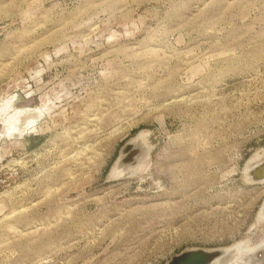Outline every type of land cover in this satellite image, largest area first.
<instances>
[{
  "label": "rangeland",
  "instance_id": "rangeland-1",
  "mask_svg": "<svg viewBox=\"0 0 264 264\" xmlns=\"http://www.w3.org/2000/svg\"><path fill=\"white\" fill-rule=\"evenodd\" d=\"M262 154L264 0H0V264L250 249Z\"/></svg>",
  "mask_w": 264,
  "mask_h": 264
},
{
  "label": "water",
  "instance_id": "water-1",
  "mask_svg": "<svg viewBox=\"0 0 264 264\" xmlns=\"http://www.w3.org/2000/svg\"><path fill=\"white\" fill-rule=\"evenodd\" d=\"M130 143L131 142H127L124 144L122 147V153L123 151H127V149H129ZM138 152V147L133 151H128L124 157L122 156L121 160L127 163V161H130L132 156L134 154H138ZM259 163L260 164L255 165V167L250 171L253 179L252 182H259L261 177L264 178V157ZM260 169H263V173L261 175L257 173ZM234 255H237L235 260L233 259ZM217 256H222L227 264L230 262L233 264H264V240L247 250H241L237 246H233L225 250L222 248L213 250H204L202 248L184 249L179 253L172 255L163 264H210Z\"/></svg>",
  "mask_w": 264,
  "mask_h": 264
},
{
  "label": "bare ground",
  "instance_id": "bare-ground-1",
  "mask_svg": "<svg viewBox=\"0 0 264 264\" xmlns=\"http://www.w3.org/2000/svg\"><path fill=\"white\" fill-rule=\"evenodd\" d=\"M31 122V121H30ZM144 136V132H139L137 135H136V137L134 138V141L132 140V141H130L131 143H130V145H129V149H127V151H123V153H122V155L120 156V158L118 159V164H121V166L120 167H118V168H113V169H116V172H115V174L116 175H124L125 173H127V172H130L131 170H132V168H133V166L136 164H138L137 162H138V160H139V155L138 154H134L133 156H132V158L130 159V161H127V163L126 162H123V160H121L122 159V156L124 157V155L128 152V151H133L134 149H136L138 146L136 145V143L135 142H137V141H141V139H142V137ZM143 139H144V137H143ZM138 144V143H137ZM145 156V155H144ZM255 157V156H254ZM264 157V154H262V155H259L258 157H256V158H254V159H252V161H250L249 163H248V165H247V167L248 168H250L249 169V171H248V177H249V179L250 180H252L253 181V179H252V176H251V174H250V171H251V169H253L254 167H255V165H257V164H260L259 162L262 160V158ZM144 161V160H143ZM143 164H144V162H142ZM117 163H116V166L118 165ZM141 163H139L137 166H136V168H135V170L137 169V168H139L138 166L140 165ZM146 164V163H145ZM142 166V165H141ZM145 166V165H144ZM123 167V168H122ZM140 169V168H139ZM112 172V171H111ZM259 175H261L262 173H263V169H260L258 172H257ZM112 175V177H116V176H113L114 174H111ZM259 181H264V178L263 177H261V179H259ZM264 207V206H263ZM264 213V212H263ZM241 245V244H240ZM246 246V245H245ZM233 247V246H232ZM239 249H241V250H247V248H245V247H238ZM202 249H204V248H202ZM204 250H207V249H204ZM236 256L237 255H234V257H233V259L235 260L236 259ZM230 258H232V257H230ZM233 260V261H234ZM215 262H217V264H227V262L226 261H224V259L222 258V256H217L216 258H214L213 260H212V262L210 263V264H214ZM228 264H233V263H228Z\"/></svg>",
  "mask_w": 264,
  "mask_h": 264
}]
</instances>
